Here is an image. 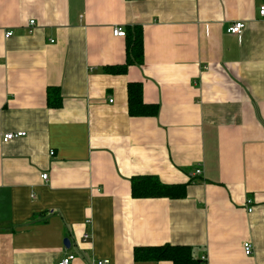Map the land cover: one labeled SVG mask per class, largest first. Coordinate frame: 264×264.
Returning <instances> with one entry per match:
<instances>
[{
    "label": "crops",
    "instance_id": "0c3cea01",
    "mask_svg": "<svg viewBox=\"0 0 264 264\" xmlns=\"http://www.w3.org/2000/svg\"><path fill=\"white\" fill-rule=\"evenodd\" d=\"M261 7L0 0V264H173L134 260L135 248L162 245L190 246L203 264H264ZM135 26L142 63L106 72L126 63ZM128 83L157 116L128 115ZM49 88L60 108L47 106ZM140 176L186 184V195L135 199Z\"/></svg>",
    "mask_w": 264,
    "mask_h": 264
},
{
    "label": "trees",
    "instance_id": "16d2710c",
    "mask_svg": "<svg viewBox=\"0 0 264 264\" xmlns=\"http://www.w3.org/2000/svg\"><path fill=\"white\" fill-rule=\"evenodd\" d=\"M134 1V0H126ZM126 33V32H125ZM127 48L125 64L109 67L106 72L111 74H122L126 68L134 63L141 64L142 56V30L140 27L131 28L127 35ZM127 113L131 117H153L157 116L158 106L147 105L142 100V86L140 83L127 84ZM46 104L50 108H60L61 97L59 89L49 88L47 90ZM131 195L135 199L141 198H168L183 199L186 195V184L165 185L157 177L140 176L131 180ZM134 260L143 261H168L173 264H203L195 260L193 249L190 246L162 245L157 247H137L134 250Z\"/></svg>",
    "mask_w": 264,
    "mask_h": 264
},
{
    "label": "built area",
    "instance_id": "2783aa9c",
    "mask_svg": "<svg viewBox=\"0 0 264 264\" xmlns=\"http://www.w3.org/2000/svg\"><path fill=\"white\" fill-rule=\"evenodd\" d=\"M259 14H260V16L261 17H264V7H261V9H260V11H259ZM34 24H35V21L32 19L29 23H28V27H29V30L31 31L32 30V27L34 26ZM245 27V24L244 23H242V22H238V23H235V24H233V25H231L228 29H227V32L229 33V34H232V35H238V34H240L241 33V31H242V29ZM12 35V33L10 32V33H7L6 34V37H10ZM113 35L115 36V37H118V38H121V37H125V35H126V33H125V31L123 30V28L122 27H120V28H115L114 30H113ZM26 134H25V132H18V133H15V134H13V133H8V134H6L5 136H4V138H3V143H6V142H8V141H11L12 139H14V138H21L22 136H25ZM194 173H195V175L196 176H199V175H201V170H200V168L199 169H196L195 171H194ZM42 178L44 179V180H46L47 179V177H46V175H42ZM250 200H248V204H250ZM248 212H251V209H248ZM88 237V235H84V238H87ZM243 251H244V254H245V256L246 255H251L252 254V251H253V246H252V244H250V243H245L244 244V248H243ZM75 258V256L74 255H69L68 257H66V258H63L62 260H60L59 262H57L56 264H70V262L73 260ZM94 264H109V261L108 260H99V261H97V262H95Z\"/></svg>",
    "mask_w": 264,
    "mask_h": 264
},
{
    "label": "water",
    "instance_id": "95a60500",
    "mask_svg": "<svg viewBox=\"0 0 264 264\" xmlns=\"http://www.w3.org/2000/svg\"><path fill=\"white\" fill-rule=\"evenodd\" d=\"M64 245H65L66 247H68V246H69V240H65V241H64Z\"/></svg>",
    "mask_w": 264,
    "mask_h": 264
}]
</instances>
